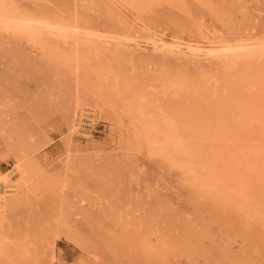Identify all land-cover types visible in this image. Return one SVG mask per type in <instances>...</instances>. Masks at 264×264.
Returning <instances> with one entry per match:
<instances>
[{
    "label": "rangeland",
    "instance_id": "rangeland-1",
    "mask_svg": "<svg viewBox=\"0 0 264 264\" xmlns=\"http://www.w3.org/2000/svg\"><path fill=\"white\" fill-rule=\"evenodd\" d=\"M14 1L22 7L43 8V12L73 14L104 31H111L116 23L120 30L133 37L142 35V39L154 32H165L168 37L211 38L216 30L230 41L244 38L255 47L264 42V0H148L144 6L123 0H93L92 4L90 0ZM143 24L150 31L144 30ZM5 34L0 32V178L13 169L17 160L30 161L37 167L33 183L38 181L40 187L35 191L29 184L6 198L18 200L9 206L12 209L1 207L0 221L8 251L0 256V264H264V219L244 217L236 207L224 208L213 197L202 196L182 168L151 154L148 146L137 140L131 116L121 106L106 105L93 125L82 112L75 111V103L84 92L88 98L84 107L102 101L82 85L84 80L97 83L93 60L90 67L79 72L65 66L58 69L39 45L28 44L13 33ZM53 42L62 49H74L72 40ZM112 43L100 45L106 47V55L119 50L124 59L122 82L131 87L161 69L194 81L198 71L223 73L227 63L142 53L131 46ZM149 92L158 103L173 97L164 95L160 88L151 87ZM81 117L90 137L72 129ZM21 140L30 153L19 144ZM68 156L70 161L65 158ZM143 242L153 252L142 250Z\"/></svg>",
    "mask_w": 264,
    "mask_h": 264
},
{
    "label": "bare ground",
    "instance_id": "bare-ground-1",
    "mask_svg": "<svg viewBox=\"0 0 264 264\" xmlns=\"http://www.w3.org/2000/svg\"><path fill=\"white\" fill-rule=\"evenodd\" d=\"M75 1L77 3L78 1L86 2L87 0ZM90 1L92 4L93 0ZM110 1L113 2V0ZM123 1L128 4L144 6L148 0ZM19 4L14 0H0L1 31L6 34L11 33V36L13 33L18 38L25 39L28 41V44L31 43L33 46L39 45L40 48L44 49L43 51L46 50L50 54L49 59L56 63L53 65H56L58 69L60 66L64 69L65 66L68 67V69L74 68L79 72L82 68L90 67L93 64L92 60L95 62V69L97 71L94 70L97 72V83H89V81L84 80L82 85L102 101H96L94 105L92 104V107H84V104H87L88 98L83 96L86 95V92H82L83 98L80 96L78 98L79 100L77 99L78 102L77 104L75 103L76 106L74 105L75 111L78 110V112H82V116L87 118L88 122L93 125L101 116L102 111L105 110L106 105L114 103L116 107L121 106L122 111L131 116L137 140L148 146L151 154L161 156L172 165L182 168L191 183L199 188L202 196L213 197L215 202L224 208L234 206L244 217H259L264 219V42L255 47V44L246 41L244 38H236L230 41L226 38L224 39L220 31L218 32L216 30L212 32L213 36L211 38H185L176 35L168 37L165 36V32H154L151 36H146L145 39H142L140 37L142 35L133 37L126 31L120 30L116 23L113 24V29L111 31H104L91 23L82 22L79 16L73 17V14L62 16L58 13L43 12L40 10L43 8L38 10L35 6L33 8H27ZM49 4L52 5V3ZM140 8L141 7L138 9ZM74 9H76V7ZM113 20L116 21V18ZM121 22H123V20ZM125 22L126 21H124V23ZM120 26L122 27V25ZM142 26L144 30L150 31L144 24ZM176 26L178 27V24ZM122 28L124 29V26ZM178 30L180 29L178 28ZM6 36L9 35L7 34ZM10 39L12 38L10 37ZM54 39L59 41L72 40L74 41V49H62L53 42ZM22 42H24V40ZM112 42L116 45L118 44L117 46H119V44L131 46L133 50L142 53L155 52L170 54L178 58L189 59L196 62L222 60V62L227 63L226 66L224 64L225 68L223 67V73L214 71L207 72L206 69L200 70L196 74L197 78L194 81L184 75H173L165 71V69H161L159 73L149 75L147 80H144L136 87H131L122 82L124 78V59L120 56L119 50H115L113 54H105L106 47L102 45ZM66 45H68V43ZM62 46L65 45L63 44ZM8 52L7 54H9ZM52 61L49 60V62L53 63ZM51 63L48 67H51ZM56 67L53 69L57 72ZM133 70L134 69H132V71ZM58 73L61 72L58 70ZM78 77L77 81L81 83ZM151 87L160 88L163 90L164 95L169 94L171 97L173 96L168 99L170 102L168 104V101H166V103H158V99L150 97L149 91ZM93 89H95L94 91L96 92H94ZM71 97H73V95ZM34 109L37 108L34 107ZM82 122H85V120L83 121L81 117L80 123L74 124L72 129H75L77 133L90 137V130H86ZM2 123L3 122H1V124ZM120 124H122V122H120ZM25 139L28 138L25 137ZM19 144L27 153H30L24 140H21ZM70 156L65 158H68L70 161ZM62 161L64 162V160ZM75 170L76 168L74 171ZM140 170L141 169H139V171ZM36 173L37 167L33 166L30 161L21 162L17 160L13 169L0 178V209L2 206H4L3 209H5V207L7 208L16 204L18 202L17 199L6 200V198L9 195L18 194L24 187H28L29 184L30 188H34L33 190L40 187L38 181L35 180L33 183ZM74 174L75 173H73V175ZM183 178H185V176ZM129 184H131L130 180ZM143 187H145V185ZM27 189L28 188H26V190ZM71 190L72 189L69 191ZM134 194L136 193L134 192ZM38 198L40 199V197ZM2 200L5 203L2 204ZM211 205V208H213V204ZM9 208L12 209V207ZM4 221L6 222V220ZM6 238L7 237L4 236L2 232L0 221V256L7 254L8 240ZM17 246H19V244ZM131 246L135 245L131 244ZM140 247L147 253L153 252L146 242L140 243ZM46 250L49 249L47 248ZM24 251H26V249ZM11 258L10 256L9 259Z\"/></svg>",
    "mask_w": 264,
    "mask_h": 264
}]
</instances>
